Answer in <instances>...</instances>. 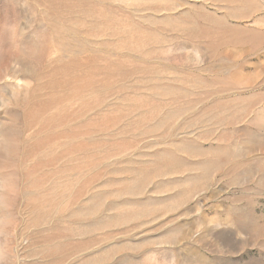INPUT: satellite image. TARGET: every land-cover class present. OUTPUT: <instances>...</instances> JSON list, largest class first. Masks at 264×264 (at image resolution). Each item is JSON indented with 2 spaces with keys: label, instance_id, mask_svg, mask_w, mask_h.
Segmentation results:
<instances>
[{
  "label": "rangeland",
  "instance_id": "1",
  "mask_svg": "<svg viewBox=\"0 0 264 264\" xmlns=\"http://www.w3.org/2000/svg\"><path fill=\"white\" fill-rule=\"evenodd\" d=\"M0 264H264V0H0Z\"/></svg>",
  "mask_w": 264,
  "mask_h": 264
}]
</instances>
